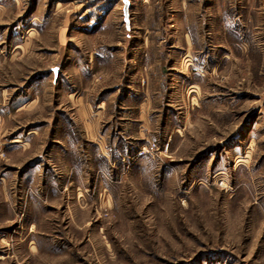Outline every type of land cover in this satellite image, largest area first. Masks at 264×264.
Returning <instances> with one entry per match:
<instances>
[{
	"label": "rangeland",
	"instance_id": "374dc122",
	"mask_svg": "<svg viewBox=\"0 0 264 264\" xmlns=\"http://www.w3.org/2000/svg\"><path fill=\"white\" fill-rule=\"evenodd\" d=\"M0 264H264V0H0Z\"/></svg>",
	"mask_w": 264,
	"mask_h": 264
},
{
	"label": "crops",
	"instance_id": "0c3cea01",
	"mask_svg": "<svg viewBox=\"0 0 264 264\" xmlns=\"http://www.w3.org/2000/svg\"><path fill=\"white\" fill-rule=\"evenodd\" d=\"M59 36H61L60 38L61 39H64V37H62V35H59ZM62 44V43H61ZM19 48V47H18ZM53 68V67H52ZM52 68H50V69H52ZM129 98V97H128ZM127 97L123 100V102H125L124 103V106H125V110H127V111H125L124 112V115H125V120H129L128 122H132V121H130L131 119H129V118H133V116H134V112L132 111V107H128V105L130 104L129 102H131L132 100H130L129 101V99H128ZM33 101H35V100H33V98L29 101V103H32ZM144 101H146V102H141L140 103V105H144V109L146 108H148V107H146V105L147 104H149V101H147L146 99L144 100ZM139 103V102H138ZM134 113V114H133ZM99 114H101L100 112H99ZM143 114V113H142ZM139 117H140V119H142L143 117H144V115H142L141 116V111H140V115L138 114V119H139ZM128 122H125V125H124V128L126 129V132H127V135H128V137H125V139H127V138H131V137H133V130L135 129L134 128V125H133V123H128ZM146 126H144V125H142V127L140 128V129H137V135H139V136H144V135H148L149 133V130L152 128H149V125H150V123L148 122L147 124L146 123H144ZM133 129V130H132ZM125 134V133H124ZM132 135V136H131ZM121 136H125V135H121ZM103 140V139H102ZM101 140V138L99 139V145H102V147H101V149L100 150H102L101 151V154H102V157H105V159H106V150L107 151H109L110 153H112V149H110V148H107L106 149V147L107 146H104L103 147V145L105 144L103 141ZM104 143V144H103ZM104 149V150H103ZM104 151V152H103ZM124 154H126L127 152H123Z\"/></svg>",
	"mask_w": 264,
	"mask_h": 264
},
{
	"label": "built area",
	"instance_id": "2783aa9c",
	"mask_svg": "<svg viewBox=\"0 0 264 264\" xmlns=\"http://www.w3.org/2000/svg\"><path fill=\"white\" fill-rule=\"evenodd\" d=\"M167 151L166 147H165V152ZM159 149L157 147V145L155 143H152L144 148L139 149V151H137L136 153V157L137 158H150L152 160H155L158 158V154L159 153Z\"/></svg>",
	"mask_w": 264,
	"mask_h": 264
},
{
	"label": "water",
	"instance_id": "95a60500",
	"mask_svg": "<svg viewBox=\"0 0 264 264\" xmlns=\"http://www.w3.org/2000/svg\"><path fill=\"white\" fill-rule=\"evenodd\" d=\"M121 1L124 4V9H126L128 6V0H121ZM56 73H57V69L55 68V69H53V74L56 75Z\"/></svg>",
	"mask_w": 264,
	"mask_h": 264
}]
</instances>
